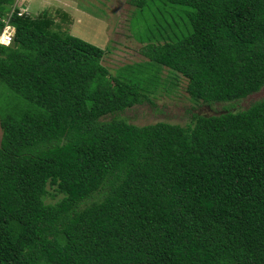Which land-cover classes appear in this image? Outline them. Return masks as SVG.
Here are the masks:
<instances>
[{"label": "trees", "instance_id": "trees-1", "mask_svg": "<svg viewBox=\"0 0 264 264\" xmlns=\"http://www.w3.org/2000/svg\"><path fill=\"white\" fill-rule=\"evenodd\" d=\"M11 1L0 0V30ZM129 2L153 21L140 37L146 60L119 71L155 67L145 85L112 75L104 49L53 32L55 16H10L0 264H264V98L186 126L105 119L148 100L163 67L169 86L182 76L207 104L260 90L264 0ZM168 5L179 8L171 20ZM48 187L62 197L45 202Z\"/></svg>", "mask_w": 264, "mask_h": 264}, {"label": "rangeland", "instance_id": "rangeland-1", "mask_svg": "<svg viewBox=\"0 0 264 264\" xmlns=\"http://www.w3.org/2000/svg\"><path fill=\"white\" fill-rule=\"evenodd\" d=\"M8 6L10 10L1 20L6 19L11 10L19 9L20 6L29 12L31 18L44 12L55 16L51 30L59 35L77 36L104 49L102 63L112 75L131 78L132 81H139L142 85H145L143 81L154 75L155 67L147 71L131 69V71H119L125 65L146 60L140 52L145 41H141L140 37L144 33L148 34L150 18L153 21L150 12L137 11L129 0H12ZM173 8L169 6L168 10V7H162L165 13L163 16L171 20L170 13ZM61 12L67 15L70 23L67 24L60 19ZM173 77V73L163 67L160 71L159 85L155 92L148 95V100L145 99L124 111L109 114L105 116V119L119 117L135 125L164 121L186 126L191 122L194 114L214 115L227 110H241L256 100L264 98L263 85L257 92L229 104L223 102L207 104L190 98L186 91V79L182 76H178L176 85L169 86L168 81L170 78L174 79ZM6 100V85L0 84L2 108ZM48 190L50 193L46 195L45 202L54 203L62 197V194L52 187H48ZM98 196V192L94 193L91 198L85 199L80 207L97 199Z\"/></svg>", "mask_w": 264, "mask_h": 264}, {"label": "built area", "instance_id": "built-area-1", "mask_svg": "<svg viewBox=\"0 0 264 264\" xmlns=\"http://www.w3.org/2000/svg\"><path fill=\"white\" fill-rule=\"evenodd\" d=\"M18 15H29V12L22 8V6L19 7V9L11 10L10 13H8V17L6 19H3L4 25L0 30V44H9L12 41L13 35H14V28L10 25L9 19L13 12H15Z\"/></svg>", "mask_w": 264, "mask_h": 264}, {"label": "clouds", "instance_id": "clouds-1", "mask_svg": "<svg viewBox=\"0 0 264 264\" xmlns=\"http://www.w3.org/2000/svg\"><path fill=\"white\" fill-rule=\"evenodd\" d=\"M10 43H11V42H10ZM10 43H9V44H10ZM9 44H0V45H9Z\"/></svg>", "mask_w": 264, "mask_h": 264}]
</instances>
